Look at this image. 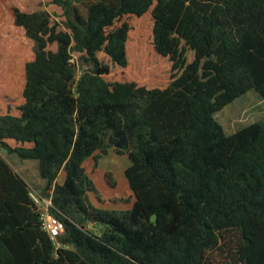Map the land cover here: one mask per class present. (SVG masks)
Segmentation results:
<instances>
[{"label": "trees", "instance_id": "obj_1", "mask_svg": "<svg viewBox=\"0 0 264 264\" xmlns=\"http://www.w3.org/2000/svg\"><path fill=\"white\" fill-rule=\"evenodd\" d=\"M51 3L64 28L12 11L35 52L0 98V150L38 162L65 231L57 247L0 153V264H264V120L228 135L215 118L264 98V0ZM120 142L130 214L93 203L86 168Z\"/></svg>", "mask_w": 264, "mask_h": 264}, {"label": "rangeland", "instance_id": "obj_2", "mask_svg": "<svg viewBox=\"0 0 264 264\" xmlns=\"http://www.w3.org/2000/svg\"><path fill=\"white\" fill-rule=\"evenodd\" d=\"M51 2L52 0H0V98L3 95L17 93L22 88L24 65L26 61L33 58L35 52L33 44L25 37L23 29L14 24L13 9L19 8L25 12L47 11L52 19L64 28L62 22L66 18L63 10ZM73 62L79 74L83 68H86L78 54L74 55ZM18 102L22 103L21 100ZM215 118L223 126L226 134L231 135L255 122L264 120V98L258 92L251 90L217 112ZM117 149L125 152L127 145L120 142L109 148L108 154L101 157L97 163L93 159L86 163L88 173L96 183L101 199L98 200L94 194L91 197L98 207L130 214L135 202L125 175L130 161L126 153L118 154ZM0 153L26 177L31 183V189L46 197L42 193L45 186H40L46 182L39 175L37 161L24 160L16 154H8L2 150ZM108 173L112 174L116 186L109 185ZM65 177V173L61 172L58 182L63 184ZM121 199L126 201H120ZM90 228L94 229L93 226Z\"/></svg>", "mask_w": 264, "mask_h": 264}, {"label": "built area", "instance_id": "obj_3", "mask_svg": "<svg viewBox=\"0 0 264 264\" xmlns=\"http://www.w3.org/2000/svg\"><path fill=\"white\" fill-rule=\"evenodd\" d=\"M35 205L41 213L42 227L49 233L55 245L61 247L58 238L64 234L65 225L63 221L51 214L52 200L48 197H43L33 189L30 193Z\"/></svg>", "mask_w": 264, "mask_h": 264}, {"label": "water", "instance_id": "obj_4", "mask_svg": "<svg viewBox=\"0 0 264 264\" xmlns=\"http://www.w3.org/2000/svg\"><path fill=\"white\" fill-rule=\"evenodd\" d=\"M4 152H7V150H4ZM129 218H130V221L132 222L133 225H136L137 224V222H136V218H137L136 214H132ZM152 221L154 223H157V217H156V215H154L152 217ZM95 233H96V236H99L100 235V233L98 231H96Z\"/></svg>", "mask_w": 264, "mask_h": 264}, {"label": "crops", "instance_id": "obj_5", "mask_svg": "<svg viewBox=\"0 0 264 264\" xmlns=\"http://www.w3.org/2000/svg\"><path fill=\"white\" fill-rule=\"evenodd\" d=\"M12 166V165H11ZM13 167V166H12ZM14 168V167H13ZM14 170L17 172V173H19L25 180H26V182L29 184V186H31V183H29V181L26 179V177L19 171V170H17V169H15L14 168ZM45 184L46 183H42V184H40V186H42V187H44L45 186Z\"/></svg>", "mask_w": 264, "mask_h": 264}]
</instances>
